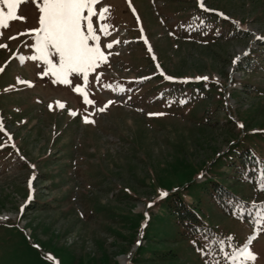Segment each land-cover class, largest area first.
<instances>
[{"label": "rangeland", "instance_id": "obj_1", "mask_svg": "<svg viewBox=\"0 0 264 264\" xmlns=\"http://www.w3.org/2000/svg\"><path fill=\"white\" fill-rule=\"evenodd\" d=\"M193 2L101 0L96 10L110 6L104 22L113 27L104 35L93 17L106 61L90 71L86 87L82 74H73L69 85L54 83L51 73L42 75L48 66L30 59L39 55L31 47L34 36L21 34L39 27L32 0L17 6L25 19L0 27V44L7 45L0 48V108L19 149L0 155V216L8 215L0 217V264H241L229 257L239 255L258 227L252 251L255 264H264V225L258 224L264 219V59L260 50L254 63L241 54L264 34V0L205 1L246 21L244 30L237 27L222 39L215 28L193 31ZM0 7L7 13V5ZM121 34L128 47L112 54L106 45ZM189 34L193 39H185ZM145 37L162 71L148 65ZM208 73L223 81L213 86L206 80L180 108L152 101L159 82L176 86L179 76ZM77 85L81 93L74 91ZM225 87L232 97L227 105ZM84 91L94 103H85ZM247 149L258 165L249 162ZM28 176L34 194L26 187ZM215 183L248 200L232 203L248 216L218 202ZM172 191L198 212L209 237L199 228L190 231L185 217L178 222L168 208ZM29 200L35 202L20 215ZM140 235L145 241L131 258ZM212 238L221 251H213Z\"/></svg>", "mask_w": 264, "mask_h": 264}, {"label": "snow or ice", "instance_id": "obj_2", "mask_svg": "<svg viewBox=\"0 0 264 264\" xmlns=\"http://www.w3.org/2000/svg\"><path fill=\"white\" fill-rule=\"evenodd\" d=\"M27 2L29 0H0V5H7L8 9L7 13H5L4 8L0 7V27L6 26V22L13 19H25L17 16V6ZM32 2L38 8L39 27L29 29L26 33L21 34L34 36L35 43L31 47H34L39 55H33L30 59L43 61L48 68L42 75L51 73L55 77L54 83L69 85L71 84L70 77L73 74H82L86 87L89 83L90 71L98 66L99 61H106L105 52L101 49L99 43L101 36L97 34V29L93 25V17L97 16L101 22L99 26L100 33L111 35L109 30L113 26L104 22L110 13V6L106 5L97 12L95 6L101 3V0H32ZM198 4L206 11H214L206 8L204 0H198ZM132 11L135 13L134 8ZM219 15L224 16V13H219ZM137 19L139 20L138 15ZM141 31H143L142 26ZM15 38L9 37V39ZM259 39H264V37ZM90 41L95 42V44L90 45ZM116 43H120V41L109 42L106 47L111 49ZM6 47V44H0V48ZM54 56H58V64L53 62ZM22 59L24 58L22 57ZM2 70L3 68H0V71ZM167 78L173 79V77ZM196 79L207 80L208 77H197ZM21 83L30 84L31 82L21 81ZM74 91L81 93L82 88L77 85ZM83 94L85 103H94V101L88 99L87 91H84ZM60 107L63 108L64 104L60 103ZM99 111L103 112L105 108H100ZM72 114L75 115L76 113L73 112ZM149 115H164V113H149ZM84 119L86 123H94L88 117ZM240 126L243 127V125ZM2 129L3 121L0 118V130ZM260 187L261 190H264V184ZM161 195L166 196L167 193H162ZM261 215H264V213ZM258 224L264 225V219L259 220ZM260 231L259 227L256 228L253 234L247 238L243 248L237 250L239 255H232L229 259L232 261L240 260L241 264H255L258 257L252 251V242L257 238ZM227 239L231 240L233 238L228 237ZM221 244H223V241H221ZM228 255V253H225V256Z\"/></svg>", "mask_w": 264, "mask_h": 264}, {"label": "trees", "instance_id": "obj_3", "mask_svg": "<svg viewBox=\"0 0 264 264\" xmlns=\"http://www.w3.org/2000/svg\"><path fill=\"white\" fill-rule=\"evenodd\" d=\"M226 22L225 20H221V25L222 23ZM223 191V194H224V200L227 201V198L229 196V192L227 190H222ZM171 195V200H172V203L169 202V210L174 213L178 219V221L182 222L184 221V217L185 219H187V224L188 225H191V227H196V225H203L204 222L202 220V218H199L198 217V214L196 211L194 210H190V209H187L184 205V202L180 196V194L176 191H174L173 193L170 194ZM174 202V203H173ZM47 203L45 202H41L39 204V206H43Z\"/></svg>", "mask_w": 264, "mask_h": 264}, {"label": "bare ground", "instance_id": "obj_4", "mask_svg": "<svg viewBox=\"0 0 264 264\" xmlns=\"http://www.w3.org/2000/svg\"><path fill=\"white\" fill-rule=\"evenodd\" d=\"M8 215L7 214H2L0 217L3 219V218H6Z\"/></svg>", "mask_w": 264, "mask_h": 264}]
</instances>
